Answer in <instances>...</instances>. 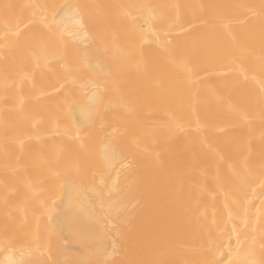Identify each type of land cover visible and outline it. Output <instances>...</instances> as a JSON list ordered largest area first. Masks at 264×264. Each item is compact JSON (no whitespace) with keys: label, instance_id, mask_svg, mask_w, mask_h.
<instances>
[{"label":"bare ground","instance_id":"6f19581e","mask_svg":"<svg viewBox=\"0 0 264 264\" xmlns=\"http://www.w3.org/2000/svg\"><path fill=\"white\" fill-rule=\"evenodd\" d=\"M262 61L264 0H0V264H264Z\"/></svg>","mask_w":264,"mask_h":264},{"label":"snow or ice","instance_id":"6c2138e0","mask_svg":"<svg viewBox=\"0 0 264 264\" xmlns=\"http://www.w3.org/2000/svg\"><path fill=\"white\" fill-rule=\"evenodd\" d=\"M224 27L226 28L227 25L225 24ZM262 71H264V61H262V65H261ZM102 118V117H101Z\"/></svg>","mask_w":264,"mask_h":264}]
</instances>
